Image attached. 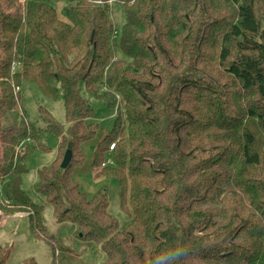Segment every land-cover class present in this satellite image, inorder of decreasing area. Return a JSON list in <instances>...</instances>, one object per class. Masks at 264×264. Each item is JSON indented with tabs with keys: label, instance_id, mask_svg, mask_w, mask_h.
Listing matches in <instances>:
<instances>
[{
	"label": "trees",
	"instance_id": "trees-1",
	"mask_svg": "<svg viewBox=\"0 0 264 264\" xmlns=\"http://www.w3.org/2000/svg\"><path fill=\"white\" fill-rule=\"evenodd\" d=\"M24 83L66 113L63 126L40 107L59 146L36 191L58 223L101 247L104 264H264V0H0V137L4 121L21 129L0 161V210L32 213L36 233L45 207L22 176L48 148L26 120ZM84 91L118 109L121 139L107 138L93 169L118 179L132 218L123 229L108 191L91 198L73 179L99 131ZM107 153L115 163L103 167Z\"/></svg>",
	"mask_w": 264,
	"mask_h": 264
},
{
	"label": "rangeland",
	"instance_id": "rangeland-1",
	"mask_svg": "<svg viewBox=\"0 0 264 264\" xmlns=\"http://www.w3.org/2000/svg\"><path fill=\"white\" fill-rule=\"evenodd\" d=\"M62 7L63 4L58 9L61 10ZM112 10L115 25L122 27L126 21L123 6L114 3ZM16 92L18 93L19 90L17 89ZM22 92L23 106L28 112L26 120L29 124L35 125L36 131H40V133L43 131L42 143L48 148V151L39 149L35 152L28 165V171L22 176V189L35 204L45 207L42 212L44 229L37 230L38 234L33 231L30 223V218L33 216L30 217L32 215L30 212L26 213L27 216L20 217L17 214L24 212L10 215L0 210V250L2 249L4 254L8 255L7 264H21L31 258L38 264H104L106 256L101 247L93 241L83 240L81 234H77V229L73 224L58 223L52 205L48 204L35 188L38 181V170L50 166L55 161L59 146V139L49 132L47 123L41 118L40 107L51 113L57 123L65 126L64 103L50 99L33 83H24ZM83 96L95 112L93 119L99 124V131L95 139L83 145L86 159L74 169L73 179L91 198L99 190L106 189L110 200L109 211L118 219L120 227L123 229L131 223L132 218L122 209L119 181L112 176L99 177L93 169L97 149L100 146L103 149L108 147V139H121L119 132L114 130L118 109L109 108L105 102L92 98L87 91L83 92ZM4 125L7 132L0 137V161L7 156L9 146L14 145L13 142L21 135V129L18 127L16 129L12 122L4 121ZM125 128V133L128 134V129ZM27 143L25 142V144ZM20 144L15 145V154L24 146ZM102 158L105 162L112 159L115 163L113 154L107 153ZM1 198L0 202L3 206L9 207V203ZM1 224H5V226ZM63 249L68 256L59 258L62 256Z\"/></svg>",
	"mask_w": 264,
	"mask_h": 264
},
{
	"label": "water",
	"instance_id": "water-1",
	"mask_svg": "<svg viewBox=\"0 0 264 264\" xmlns=\"http://www.w3.org/2000/svg\"><path fill=\"white\" fill-rule=\"evenodd\" d=\"M71 160H72V146H69V149H68V151L64 157V160L62 162L61 168L67 169L71 163Z\"/></svg>",
	"mask_w": 264,
	"mask_h": 264
},
{
	"label": "built area",
	"instance_id": "built-area-1",
	"mask_svg": "<svg viewBox=\"0 0 264 264\" xmlns=\"http://www.w3.org/2000/svg\"><path fill=\"white\" fill-rule=\"evenodd\" d=\"M116 144L117 142L115 143H112L111 146H110V149L109 151H114L116 149ZM113 162L111 159H109L108 161H106L104 164H103V167H106L107 165H112ZM8 204V203H7ZM17 216H20V217H24V216H27L26 213H22V214H17Z\"/></svg>",
	"mask_w": 264,
	"mask_h": 264
},
{
	"label": "crops",
	"instance_id": "crops-1",
	"mask_svg": "<svg viewBox=\"0 0 264 264\" xmlns=\"http://www.w3.org/2000/svg\"><path fill=\"white\" fill-rule=\"evenodd\" d=\"M2 225V224H1ZM2 226H5V224L4 225H2ZM18 228V227H17Z\"/></svg>",
	"mask_w": 264,
	"mask_h": 264
}]
</instances>
